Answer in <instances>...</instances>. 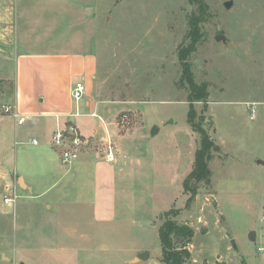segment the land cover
I'll list each match as a JSON object with an SVG mask.
<instances>
[{
  "label": "rangeland",
  "instance_id": "obj_1",
  "mask_svg": "<svg viewBox=\"0 0 264 264\" xmlns=\"http://www.w3.org/2000/svg\"><path fill=\"white\" fill-rule=\"evenodd\" d=\"M17 2L24 30L19 51L29 50L24 43L30 21L40 34L29 43L32 50H95V78L81 79L100 102L96 112L107 120L117 116L121 135L116 134L115 142L120 147L123 143L132 156L145 154L149 160L143 165L144 177L126 181L128 198L119 196L115 218L95 224L90 243L81 239L89 224L70 223L65 228H75L74 236L60 241L54 237L44 245L37 242L38 228L47 220L40 199L19 188L16 207L4 201L10 194L6 186L14 185L16 149L22 146L16 145L20 137L10 122L5 141L9 159H2L0 168V255H11L18 240L33 245L18 251L24 253L20 258L25 264H162L159 229L163 214L176 207L185 211L177 217L181 223L202 216L193 222L195 264L206 258L202 264H228L215 259L228 255L238 256V264H264V255L256 249L264 246V167L259 166V160L264 161V0ZM195 20L200 35L194 44L190 34ZM86 35L88 40L83 39ZM218 35H225L226 41ZM183 48H189L185 60L180 58ZM184 62L190 64L195 81L207 85V99L194 104L195 125L214 145L210 182L200 184L190 207L183 182L193 169L201 135L188 121L190 87L183 76ZM12 93L13 81L2 83L0 105ZM253 107L256 115L251 119ZM100 118H94L95 129L104 136ZM119 183L122 186L123 180ZM142 253L147 256L140 259ZM0 264L8 262L0 256Z\"/></svg>",
  "mask_w": 264,
  "mask_h": 264
},
{
  "label": "crops",
  "instance_id": "obj_2",
  "mask_svg": "<svg viewBox=\"0 0 264 264\" xmlns=\"http://www.w3.org/2000/svg\"><path fill=\"white\" fill-rule=\"evenodd\" d=\"M17 7V0H0V79L4 83L13 81V93L8 95L10 100L7 98L2 104L15 106L27 119L23 124H18L13 115L0 114V168L2 169V159H9L10 148L5 141L12 122L15 137H20L16 145H22L15 153L14 186L17 184V192L21 188L32 193L34 198H39L38 205L41 204L43 216L47 218L38 228L41 234L38 235L37 242L46 245L54 237H58L59 241L65 239V236L66 239L71 238L76 230L65 228V224L78 223L80 226L89 224V232L84 230L81 239L85 237L86 243H90L91 234L96 233L95 224L101 221L110 222L115 218L119 196L128 198L126 181L132 182L136 175L144 177L143 165L149 159L144 158L145 154L132 156L124 150L126 148L123 143L120 147V143L115 142L116 134L121 135L117 116L107 120L91 115L92 111H97L100 102L91 97L86 83L87 95L80 101L72 97V89L78 81H83L81 78H95L98 66L95 50H83L79 51L80 53L52 48L32 50L29 43H32L33 36L40 34L34 32L38 27L30 21L25 28L27 37L24 43L27 44L25 48L29 50L24 48L25 51L20 52V37L24 30L18 23ZM82 22L83 20L80 24L84 26ZM76 25L78 24H72L74 28ZM82 30L83 27H79L77 31ZM83 39L88 40L87 35ZM34 41L45 42V38H35ZM76 112L79 115H76ZM96 117L100 118L104 127V136L95 129ZM69 122L78 127L87 140V145L78 159L64 163L60 148L53 144V135L56 129L64 128ZM33 139H36L37 143H33ZM109 139L116 147L113 161L105 157ZM259 166L264 167L263 160H259ZM36 168L38 170L33 172ZM25 170L34 178V182L27 180ZM120 180H123L122 186ZM16 202L8 205L16 207ZM180 209L179 217H183L185 211ZM193 217L194 221L202 220L199 214ZM194 221L189 225L193 227L196 235ZM252 237L256 238L255 232ZM16 242L11 255L2 251L0 256L8 264H25L20 258L24 257V253L19 254L18 251L28 248L31 250L33 245L28 242L25 244V241L21 244L18 240ZM188 247L191 258L185 264L190 260L195 264L197 259L194 257L192 241ZM215 259L224 260L228 264H238L242 261L238 256L230 255L225 258L218 256ZM203 261L198 263L202 264Z\"/></svg>",
  "mask_w": 264,
  "mask_h": 264
},
{
  "label": "trees",
  "instance_id": "obj_3",
  "mask_svg": "<svg viewBox=\"0 0 264 264\" xmlns=\"http://www.w3.org/2000/svg\"><path fill=\"white\" fill-rule=\"evenodd\" d=\"M191 2H203V0H189ZM191 37H193L194 44L199 39L198 20L192 21ZM189 48H183L180 51V58L185 60L188 56ZM185 63V70L183 76L187 79L190 87L188 101L189 113L188 121L201 135L200 146L197 148L193 169L188 174L183 182L184 193L187 195V207L195 201L199 192V187L202 182H210L211 170L209 167V160L211 159V149L213 142L210 135L203 129L196 128L195 117L196 111L194 104L198 101H205L209 96L207 85L205 83H197L191 71H189V63ZM4 83L0 79V87ZM181 209L173 207L166 211L164 221L159 229V237L162 248V264H185L191 258V251L188 244L192 241L194 236V229L188 223H181L178 216Z\"/></svg>",
  "mask_w": 264,
  "mask_h": 264
},
{
  "label": "built area",
  "instance_id": "obj_4",
  "mask_svg": "<svg viewBox=\"0 0 264 264\" xmlns=\"http://www.w3.org/2000/svg\"><path fill=\"white\" fill-rule=\"evenodd\" d=\"M87 95V86L85 82L78 81L75 86L72 89V97L76 101L82 100ZM12 114L18 124H23L27 116L20 114L15 106L11 104H1L0 105V114ZM76 115H79L78 112L75 113ZM256 109L253 107L251 110V119L255 118ZM92 116H98L96 111L91 112ZM127 116L124 115V118ZM125 121L123 119L122 123ZM118 124H121L119 121ZM125 126V125H123ZM33 143H37L36 139L32 140ZM53 144L55 147L60 148L61 150V156L62 161L64 163H71L74 160L78 159L81 155V152L83 148L87 145V140L85 137L80 133L78 127L72 123L69 122L65 125L64 128H58L56 129L54 135H53ZM115 144L109 139L106 146V159L109 161H113L115 159ZM7 191H10V194L6 195L4 198L5 203L7 204H14L17 199L19 198V194L16 190V186H6ZM258 251L264 254V247H258Z\"/></svg>",
  "mask_w": 264,
  "mask_h": 264
},
{
  "label": "water",
  "instance_id": "obj_5",
  "mask_svg": "<svg viewBox=\"0 0 264 264\" xmlns=\"http://www.w3.org/2000/svg\"><path fill=\"white\" fill-rule=\"evenodd\" d=\"M231 4L232 3H229V2H226L225 3V5H226L227 8L231 7ZM217 39H222L223 41H226L227 38H226L225 35H218L217 36ZM146 256H147V253H142V254L139 255V258L141 259V258H144Z\"/></svg>",
  "mask_w": 264,
  "mask_h": 264
}]
</instances>
